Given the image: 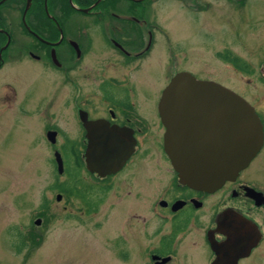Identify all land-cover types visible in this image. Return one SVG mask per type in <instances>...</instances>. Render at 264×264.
Listing matches in <instances>:
<instances>
[{
    "label": "flooded vegetation",
    "instance_id": "flooded-vegetation-1",
    "mask_svg": "<svg viewBox=\"0 0 264 264\" xmlns=\"http://www.w3.org/2000/svg\"><path fill=\"white\" fill-rule=\"evenodd\" d=\"M173 1L185 14L208 13L211 7L210 0ZM164 3L166 0H0V119L7 116L17 127L21 119H29L39 110L34 106L41 102L31 94L17 96L8 81H22L36 68L62 79L67 88L69 118L74 121L71 133L76 137L66 135L59 154L69 148L74 162L84 169L87 131L81 118L87 123L100 122L99 134L116 128L133 141L131 155L117 172L104 178L88 173L95 185L101 183L107 189V182L129 169L132 160L145 156L149 148L157 149L160 162L169 168L170 179L149 206V220L142 219L143 228L149 227L148 238H154L150 242L145 237L142 264H211L215 254L208 241L224 243L227 231L241 222L254 229L257 242L246 257L237 260L240 264L264 244V96L262 103L232 91L253 109L261 126V146L247 165L214 191L194 190L179 183L163 152L164 128L157 103L176 73L187 72L201 79L187 69L167 70L174 54L182 55L180 62L184 57L182 48L169 42L165 28L154 26L158 25L157 6L161 8ZM222 3L236 4L243 18L248 14L249 0ZM222 28L228 30L226 24ZM221 40L222 47L214 49L212 56L236 73L248 74L247 68H253L245 55L248 45L236 39L235 44L245 48L232 51L230 41L220 37L211 45L215 47ZM261 62L259 72L263 77L259 80L264 83V55ZM87 84L92 89L87 90ZM9 108L12 116L7 114ZM49 117L47 120L43 116L41 123L47 142L49 132L55 137L59 133L49 124ZM187 234L197 235L203 245L195 258L191 253L175 251ZM236 246L239 250L242 243Z\"/></svg>",
    "mask_w": 264,
    "mask_h": 264
},
{
    "label": "rangeland",
    "instance_id": "rangeland-1",
    "mask_svg": "<svg viewBox=\"0 0 264 264\" xmlns=\"http://www.w3.org/2000/svg\"><path fill=\"white\" fill-rule=\"evenodd\" d=\"M207 2H211L210 11L199 15L181 12L173 0L157 6L158 25L154 26L165 28L169 42L183 50L184 61L180 62L182 55L174 54L167 70L187 69L201 80L261 101L264 0H249L244 18L236 4ZM224 24L228 30L222 28ZM218 37L230 41L232 51L245 48L235 44L236 39L248 45L245 55L253 66L247 68L248 74L236 73L212 56L223 44L221 40L215 47L211 45ZM25 76L17 83L7 81L17 96L31 94L41 102L34 106L39 110L29 119H21L17 127L7 116L0 119V264H142L143 248L147 240H154L148 238L149 227L143 228L142 219L149 220V206L170 179L169 168L160 162V152L146 149L145 156L133 159L129 169L103 189L74 162L70 149L64 148L60 150L64 170L58 175L52 152H59L66 135L76 137L71 133L74 121L69 115L67 88L62 79L41 68ZM86 89L92 88L87 84ZM12 108L7 111L9 116ZM43 116L49 117V124L59 131L55 146L44 138ZM55 183L63 184L71 193L50 189ZM203 249L197 235L187 234L175 251L191 253L195 258ZM240 264H264V244Z\"/></svg>",
    "mask_w": 264,
    "mask_h": 264
},
{
    "label": "water",
    "instance_id": "water-1",
    "mask_svg": "<svg viewBox=\"0 0 264 264\" xmlns=\"http://www.w3.org/2000/svg\"><path fill=\"white\" fill-rule=\"evenodd\" d=\"M164 128L163 152L179 183L200 191H214L231 180L258 151L261 126L253 109L239 96L211 81H200L186 72L170 78L157 103ZM84 167L99 178L114 174L129 158L133 141L118 130L100 131V122L87 123ZM54 132L47 134L54 143ZM56 173L63 171L57 152ZM59 195L56 196V200ZM39 221H35L38 225ZM232 228V229H231ZM222 244L208 241L215 258L211 264H236L255 246L257 236L246 223H237ZM241 242L239 250L236 245Z\"/></svg>",
    "mask_w": 264,
    "mask_h": 264
},
{
    "label": "trees",
    "instance_id": "trees-1",
    "mask_svg": "<svg viewBox=\"0 0 264 264\" xmlns=\"http://www.w3.org/2000/svg\"><path fill=\"white\" fill-rule=\"evenodd\" d=\"M63 150H64V148H63ZM78 166L81 168V167H82V164H79ZM62 185H63V184H62ZM62 185H56V183H55L54 188H55L56 190L60 191L61 193H63L64 191L67 192L69 189H65V187L62 186Z\"/></svg>",
    "mask_w": 264,
    "mask_h": 264
}]
</instances>
